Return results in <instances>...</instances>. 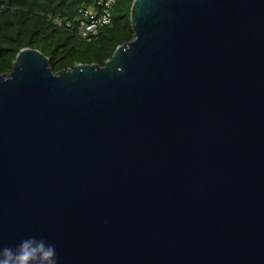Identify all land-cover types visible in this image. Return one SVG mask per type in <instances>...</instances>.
I'll list each match as a JSON object with an SVG mask.
<instances>
[{
  "label": "water",
  "instance_id": "water-1",
  "mask_svg": "<svg viewBox=\"0 0 264 264\" xmlns=\"http://www.w3.org/2000/svg\"><path fill=\"white\" fill-rule=\"evenodd\" d=\"M133 39L0 74V246L58 264H264V0H133Z\"/></svg>",
  "mask_w": 264,
  "mask_h": 264
},
{
  "label": "trees",
  "instance_id": "trees-1",
  "mask_svg": "<svg viewBox=\"0 0 264 264\" xmlns=\"http://www.w3.org/2000/svg\"><path fill=\"white\" fill-rule=\"evenodd\" d=\"M100 0H0V74L20 49L37 50L53 73L76 64L103 66L116 47L133 39V0H115L109 26L87 42L78 33L83 9Z\"/></svg>",
  "mask_w": 264,
  "mask_h": 264
},
{
  "label": "clouds",
  "instance_id": "clouds-1",
  "mask_svg": "<svg viewBox=\"0 0 264 264\" xmlns=\"http://www.w3.org/2000/svg\"><path fill=\"white\" fill-rule=\"evenodd\" d=\"M0 264H58L54 245L27 238L16 247L0 246Z\"/></svg>",
  "mask_w": 264,
  "mask_h": 264
},
{
  "label": "built area",
  "instance_id": "built-area-1",
  "mask_svg": "<svg viewBox=\"0 0 264 264\" xmlns=\"http://www.w3.org/2000/svg\"><path fill=\"white\" fill-rule=\"evenodd\" d=\"M115 0H100L95 6L83 9L78 33L87 42L92 40L97 30L109 26L112 21V6Z\"/></svg>",
  "mask_w": 264,
  "mask_h": 264
}]
</instances>
